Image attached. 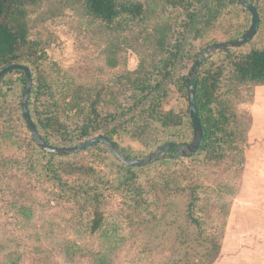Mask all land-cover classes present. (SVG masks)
Returning <instances> with one entry per match:
<instances>
[{"label":"trees","instance_id":"1","mask_svg":"<svg viewBox=\"0 0 264 264\" xmlns=\"http://www.w3.org/2000/svg\"><path fill=\"white\" fill-rule=\"evenodd\" d=\"M42 1L0 0V72L16 65L31 71L32 87L27 107L43 141L53 147L74 148L104 137L132 160L146 158L166 146H185L192 142L194 131L189 107L185 113L174 109L165 112L162 105L170 95L168 84L175 86L180 96L187 99L188 75L195 61L187 74L182 70L175 75L174 68L183 54L184 40L197 21L198 7L205 0H163L165 10L179 14L174 23L156 25L143 36L141 44L154 48L149 69L144 62L142 70L119 77V83L113 80V84L96 83L84 88L71 82L73 85L69 83L70 92L65 96L62 93L65 90L48 81L40 65L39 55L45 50V44L32 40L37 20L29 8ZM52 1L81 11L83 16L114 31L138 24L146 14L143 0ZM252 4L260 18L257 35L243 47L206 57L195 78L196 108L203 137L194 155L182 158L179 150L172 148L151 164L127 167L101 144L78 154H48L32 140L23 114L26 75L13 71L0 81V180L12 171H23L30 179L33 174L42 176L39 182L54 184L63 199L91 214L92 234L100 232L104 225V198L112 190L125 199L127 219L132 224L140 223L148 233L162 231L164 227L167 232H174L176 241L182 240L185 247L180 258L169 264H205L201 256L196 261L200 239H195L190 232L196 221L193 207L199 199L198 176L189 175V188L186 189L175 168L168 174L157 171L161 167L169 169L185 159L221 163L227 159L226 146L233 145L237 138L247 141L241 127L245 120L236 105V91L241 85H264V0H253ZM232 6L248 13L251 22L235 24L223 20L219 29L227 37L224 42L243 37L251 27L252 16L240 0H213L207 6L203 23L204 28H212ZM202 30L197 28L196 36L202 35ZM220 43L214 40L207 47ZM111 66L116 67L117 62ZM123 84L127 86L126 92ZM22 129L30 135L28 140L21 139ZM119 136L141 143L144 152L120 144L116 139ZM93 150L103 156L105 167L101 170L78 160ZM187 190L193 203L182 205L178 200ZM203 241L206 257L214 261L220 244H212L209 236Z\"/></svg>","mask_w":264,"mask_h":264},{"label":"rangeland","instance_id":"2","mask_svg":"<svg viewBox=\"0 0 264 264\" xmlns=\"http://www.w3.org/2000/svg\"><path fill=\"white\" fill-rule=\"evenodd\" d=\"M212 1L199 5L197 21L184 40L175 75L182 70L187 74L192 62L212 41L227 40L219 29L223 20L235 24L251 22L248 13L232 6L212 28H204L207 6ZM143 2V20L117 31L52 0L30 7V14L37 20L32 40L45 44L39 62L48 81L65 90V96L71 82L84 88L96 83L113 84V80L119 83V77L128 72L142 70L144 62L149 69L154 48L141 44L143 36L156 25L174 23L179 13L165 10L163 0ZM197 28H203L202 35L196 36ZM114 62L116 67L111 66ZM122 86L126 92L127 86ZM168 88L170 95L162 105L163 111L185 113L187 99L172 84ZM236 92L247 141L237 138L233 145L226 146L224 162L185 159L157 171L168 174L175 168L186 189L189 175L198 176L199 199L193 207L196 221L190 232L200 239L196 261L201 256L205 264H264V85H241ZM21 136L28 140L30 135L22 129ZM116 139L134 150H145L141 143L128 137ZM78 160L97 170L105 167L98 151H90ZM6 176L0 180V264H169L180 258L185 247L182 240H175L173 231L167 232L164 227L148 233L140 223L132 224L127 219L125 199L112 190L104 198V225L100 232L92 234L91 214L63 199L54 184L39 182L42 176L37 174L30 179L23 171H12ZM178 202L193 203L190 191ZM206 236L212 238V244H220L214 261L206 257Z\"/></svg>","mask_w":264,"mask_h":264},{"label":"water","instance_id":"3","mask_svg":"<svg viewBox=\"0 0 264 264\" xmlns=\"http://www.w3.org/2000/svg\"><path fill=\"white\" fill-rule=\"evenodd\" d=\"M252 1L253 0H240V4L243 7H245L252 16V23H251V27L248 30V32L243 37L237 40H234L232 42H223L217 45L210 46L206 48L205 50H203L199 54L198 58L196 59L195 63L193 64L189 72L187 100H188L190 119L193 124V131H194L193 140L189 145L166 146L146 158L137 159V160H132L126 157L125 155H123L109 140H107L104 137L94 138L74 148H58V147L50 146L39 137L36 127L28 111L27 101H28V98L31 92V87H32V75H31V71L29 70V68L24 67V66H18V65L8 67L0 72V81L3 77H5L7 74L13 71H21L26 75L27 89H26L25 97H24L23 104H22L23 114H24V117H25V120L28 126V130L31 134L32 140L43 151H45L48 154L62 155V156H65L68 154H78L96 145L101 144L105 146L113 154L114 157H116L122 164H124L127 167H137V166H144V165L151 164L155 162L158 158L168 153L172 148H177L180 152L181 157L186 158L188 156L194 155L197 152V150L200 147L202 137H203V130H202L201 123L199 121V117L197 114V108H196L195 78L206 57L216 52H224L227 50L238 49L240 47H243L247 45L257 35V32L260 27V18H259L257 9L252 4Z\"/></svg>","mask_w":264,"mask_h":264}]
</instances>
